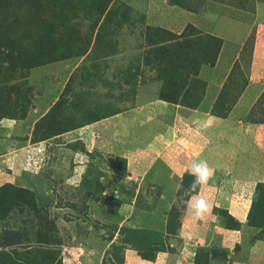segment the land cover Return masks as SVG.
Here are the masks:
<instances>
[{
  "label": "rangeland",
  "instance_id": "obj_1",
  "mask_svg": "<svg viewBox=\"0 0 264 264\" xmlns=\"http://www.w3.org/2000/svg\"><path fill=\"white\" fill-rule=\"evenodd\" d=\"M256 38L264 39V0H0V264H120L124 240L160 241L117 228L119 202L131 199L174 231L194 178L171 177L148 159L138 165L142 180L127 179L136 149L119 133V116L168 119L165 105L194 109L223 41L236 40L215 79L224 90L212 112L224 115L247 83ZM247 117L264 123V90ZM112 118L99 127L105 146L86 150L76 139ZM41 119L54 125L42 139L32 136ZM257 198L264 201V185Z\"/></svg>",
  "mask_w": 264,
  "mask_h": 264
},
{
  "label": "crops",
  "instance_id": "obj_2",
  "mask_svg": "<svg viewBox=\"0 0 264 264\" xmlns=\"http://www.w3.org/2000/svg\"><path fill=\"white\" fill-rule=\"evenodd\" d=\"M224 41L205 92L194 109L165 105L173 114L168 119L119 116V133L125 140L132 137L136 149L137 164L128 163L127 179L129 173H135L142 180L147 171L139 166L153 159L163 163L171 177L192 176L195 187V193L183 200L172 234L166 229V216L134 206V199L119 202L117 228L156 232L162 246L157 250L153 245L146 246L153 256L145 260L139 255L146 250L141 245L124 244L121 264H264V218L258 212L260 206L264 211V201L257 198V187L264 185V123H253L247 117L264 90L255 81L259 68L264 67V63L257 62L263 54L257 46L264 45V39L254 40L247 83L234 95L226 115L218 116L212 112L216 95L224 90L223 84L215 81L223 75L218 63L225 59L228 45L237 43ZM260 73L264 74V69ZM144 101L143 98L141 103ZM114 122L112 118L80 129L76 139L86 150L95 143L105 146L107 137L99 135L103 133L99 127ZM74 165L75 170L80 168V162ZM115 239L116 234L104 241V248ZM97 245L91 252H100L102 246Z\"/></svg>",
  "mask_w": 264,
  "mask_h": 264
},
{
  "label": "trees",
  "instance_id": "obj_3",
  "mask_svg": "<svg viewBox=\"0 0 264 264\" xmlns=\"http://www.w3.org/2000/svg\"><path fill=\"white\" fill-rule=\"evenodd\" d=\"M216 115V114H215ZM226 115V113L224 114V115H221V116H225ZM218 116H220V115H218ZM40 124H44V119H41L36 125H35V127H34V129H33V132H32V136H35V135H38V137L39 138H46V137H48L49 135H52L51 133H52V130H53V128H54V125L53 124H48V125H46L45 127L44 126H40ZM37 137V138H38ZM34 138H36V137H34ZM169 220L167 219V231H168V233H174L175 232V229L177 228H174V231H172V232H170V230H169ZM127 230L129 231V232H132V231H135V232H137V233H140V232H142V231H139V230H130V229H128L127 228ZM144 232H149V233H152L153 234V232L152 231H144ZM133 233V232H132ZM123 244H121V246H120V254L122 253V249H123V245L124 244H132V245H135L136 247H137V245H141L142 246V249H146L145 251H142V252H140L139 253V255L143 258V259H145V260H148V259H150L152 256H153V252H151V251H149V250H151V248L149 247V249L147 248L148 246H150V245H153L154 246V249H162V246H161V243L159 242V241H151V240H148V242H146V243H141V242H139V241H133V240H124V242H122ZM112 245V244H111ZM110 245V246H111ZM109 246V247H110ZM147 246V247H146ZM108 247V248H109ZM148 253H150V254H152L151 256L148 254ZM121 264V263H120Z\"/></svg>",
  "mask_w": 264,
  "mask_h": 264
}]
</instances>
